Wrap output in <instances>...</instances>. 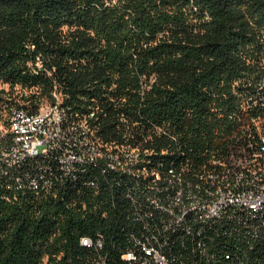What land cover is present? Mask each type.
Listing matches in <instances>:
<instances>
[{"label": "trees", "instance_id": "obj_1", "mask_svg": "<svg viewBox=\"0 0 264 264\" xmlns=\"http://www.w3.org/2000/svg\"><path fill=\"white\" fill-rule=\"evenodd\" d=\"M260 78L264 0H0V81L11 93L0 102L33 113L56 89L103 143L138 148L170 194L179 176L213 168L210 157L255 115L241 113L236 95ZM91 172L103 185L97 197L74 184L58 198L26 192L8 202L0 188V264H133L123 260L136 231L126 193L138 187ZM245 229L213 226L205 253L171 240L170 264H264V234ZM83 237H101L102 249Z\"/></svg>", "mask_w": 264, "mask_h": 264}, {"label": "built area", "instance_id": "obj_2", "mask_svg": "<svg viewBox=\"0 0 264 264\" xmlns=\"http://www.w3.org/2000/svg\"><path fill=\"white\" fill-rule=\"evenodd\" d=\"M37 66L41 67L40 57H37ZM256 87L250 82L246 84L247 90L255 95V115L241 127L240 134L229 141L227 151L221 156L213 154L207 164L213 165V171H218V162L223 157H231V165L241 164V160H253L254 168H244L251 171V178L239 180L232 175L230 167L227 183L221 184L217 197H207L204 186L195 187L193 199H183V178L175 179L172 183V195H165L160 186L162 179L157 172H151L149 178L133 173L138 191L126 193V198L130 204L131 199L147 198V205H140V213H133L132 210L130 221L140 219V228H136L129 237L130 260L148 258L161 260L165 264V248H169L165 247V238H176L173 225H181V230H189L195 250L202 253L206 252L205 233L197 230V223L228 220L244 225L245 232L252 236L260 232L264 234V194L257 187L254 191H247V184L253 183L255 177L264 178V174L255 172L256 164H264V93L256 94ZM52 96V104H45L42 110L37 111V116H29V112L21 110V107L12 108L10 111L21 110V121L13 130L2 127L0 176H4V183H0V188L4 190L8 202L18 201L19 196L26 192L58 198L60 191H66L74 184L89 188L97 197L102 194L103 185L90 173L79 174L81 162H99L100 175L105 176L110 173V168L131 171V164L142 158L137 156L136 150L127 146H124V158L110 156L104 146H100V151H93V136L76 133L71 126V115L65 114L64 105L63 114H56L55 101L63 100H56L55 90ZM236 104L241 108L240 99L236 100ZM69 171H78V179L74 184H63V176ZM35 184L51 185V192L37 194L34 192ZM110 193L111 198L112 189ZM81 205L83 210L87 209L84 201ZM93 209L98 211L99 205L95 204ZM102 214L107 217V210L103 209ZM135 239H143L144 247H135ZM180 240L176 239V242ZM85 242H94L98 245V251L103 247L101 237L96 240L81 238V243ZM98 262L108 263L104 256L99 257Z\"/></svg>", "mask_w": 264, "mask_h": 264}, {"label": "bare ground", "instance_id": "obj_3", "mask_svg": "<svg viewBox=\"0 0 264 264\" xmlns=\"http://www.w3.org/2000/svg\"><path fill=\"white\" fill-rule=\"evenodd\" d=\"M251 83L258 86L256 87V94L264 93V78H260ZM236 96H237L236 100L240 99L241 101V108H239L241 113L242 112L249 113V111L250 112L253 111V108H256L255 95L252 92H250V90H247L246 93L237 94ZM55 98L56 100H63L62 93L58 92L56 89H55ZM46 104H52V101L47 100ZM43 107H45V104H41L37 111L42 110ZM21 110H27V109L25 107H21ZM21 110L10 111L6 123H2L3 121H0V132H2V127H6V130L14 129L15 125L18 124V121H21ZM37 111L33 113L32 112L29 113V116H37ZM55 113L63 114V102L62 101H55ZM65 114L71 115V126L74 127L76 133H89L90 135L93 136V151H100V146H104V148L107 149L110 156H113L115 158H124V146L126 145L106 144L105 142L103 143L96 136L95 129L94 127L91 126L92 121L90 122L88 118L81 117L79 114H74V115L70 114L69 109H67L66 107H65ZM93 115L94 113L91 114L90 117L93 118ZM127 147L133 148L131 146H127ZM133 149L136 150L137 156H141L142 158L137 159V163L131 164V171H129V169L110 168V173L112 172H116L117 174L119 173L120 176L133 180V181H134L133 173H137V175L142 176V178H149V176L151 175V172L148 170L146 166V161H147L146 158L143 157L142 153L140 152L138 148H133ZM230 167H231L232 175L237 176L239 180H248V178H251V171H247L244 168H254V161L253 160H241V164L231 165V157H223V159H221L220 162H218V171H213V168H211L209 170L198 171L197 173L194 174L193 179H191L190 181L185 182L184 181L185 179H183L184 186L182 187V198L183 199H193L195 196V187H204V186H205V190H207V197H217V194H219L221 191V184L227 183ZM92 170L98 171L100 173L99 162L84 161L80 163L79 174H89V173L91 174ZM255 172L258 174H264V164H256ZM159 173L157 172L158 177L162 179V176ZM180 178L182 177L179 176L178 179ZM77 179H78V171H69V173L63 176V184H74L77 181ZM0 183H4V176H0ZM255 187H257L258 191L264 194V178L263 177H255V179H253V183H248L247 191H254ZM167 191H164L165 195H172L173 188L171 191H169L171 192V194L168 193ZM34 192L37 194H45V193L51 192V185L35 184ZM140 205H147V198L131 199V207H132L133 213H140ZM133 223L136 228H140V219H133ZM218 224H220V222L197 223V230L204 233L208 231L209 229L213 228V226L215 227ZM173 232H176V238H165V247H167V245L169 244H170V247L174 245L171 240H175V241L176 239L184 240L183 237L188 238L190 240V231L181 230V225H173ZM229 238H232V237L229 236ZM236 239H237V236H236ZM81 244L84 247L95 248L96 250H98V245H96L94 242H85ZM135 247H144V240L135 239ZM192 249L195 251V243L193 242H192ZM167 252L165 249V264H170V259L172 258V251H169V253ZM123 260L128 261V263L130 262L133 264L134 263L136 264H163L161 260L148 259V258H139V259L130 260V249L123 256ZM97 264H105V262H98Z\"/></svg>", "mask_w": 264, "mask_h": 264}, {"label": "rangeland", "instance_id": "obj_4", "mask_svg": "<svg viewBox=\"0 0 264 264\" xmlns=\"http://www.w3.org/2000/svg\"><path fill=\"white\" fill-rule=\"evenodd\" d=\"M9 90L10 89H9V87L7 85H5L3 83H0V95L3 96L5 100L8 99V97H10V94L11 93H9ZM5 97H7V98H5ZM4 101H1L0 102V109L2 110L3 118L4 119L6 118L5 120H2L3 121L2 123H6V121L8 119V115L10 113V109L9 108H6L7 105L4 103ZM46 103H47V100H44L41 104H46Z\"/></svg>", "mask_w": 264, "mask_h": 264}]
</instances>
